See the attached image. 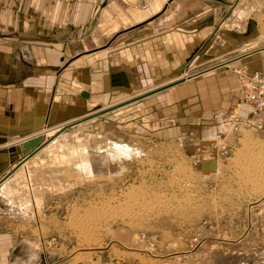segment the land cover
Returning a JSON list of instances; mask_svg holds the SVG:
<instances>
[{"label": "rangeland", "instance_id": "rangeland-1", "mask_svg": "<svg viewBox=\"0 0 264 264\" xmlns=\"http://www.w3.org/2000/svg\"><path fill=\"white\" fill-rule=\"evenodd\" d=\"M220 1L225 7L217 11L222 22L218 29L252 32L247 37L256 39H244L251 42L243 47L219 34L218 42L232 49L241 46L245 53L262 46L264 0ZM253 26L257 36L249 31ZM219 63L172 78L169 83L191 77L179 82L173 98L165 100V94L158 97L160 102L152 98L125 109H95L67 125L56 123L29 133L44 137L25 157L17 153L20 137L9 144L0 128V188L11 190L0 196L4 264H222L221 259L230 256L241 264H264V193L251 196L252 190L238 183L244 174L236 170L245 139L255 145L251 156L254 149L264 153V125L253 126L248 106L235 95L228 97L235 84L225 86L238 76L237 87L243 90L245 78L255 71L238 70L236 62L228 68ZM261 71L264 67L256 72ZM221 74L227 80L219 84ZM111 142L128 145L139 155L124 160L116 175L89 172L90 152ZM178 169L190 170L192 184L181 182ZM124 193L127 199L137 197L127 201ZM108 205L112 216L137 213L147 221L132 225L128 218L110 220L97 230L95 223L101 219L95 215ZM78 224L88 235L80 238L73 231Z\"/></svg>", "mask_w": 264, "mask_h": 264}, {"label": "crops", "instance_id": "crops-1", "mask_svg": "<svg viewBox=\"0 0 264 264\" xmlns=\"http://www.w3.org/2000/svg\"><path fill=\"white\" fill-rule=\"evenodd\" d=\"M224 7L220 0H0V128L6 140L20 137L18 144L29 133L67 125L95 109L173 98L179 83L167 86L172 78L221 60L227 68L241 61L238 70L259 71L264 56L255 55L264 54V42L243 50L257 27L248 35L222 32L217 11ZM219 34L243 47L227 48ZM223 75L219 84L227 80ZM237 77L225 86L235 84L228 97L240 99Z\"/></svg>", "mask_w": 264, "mask_h": 264}, {"label": "bare ground", "instance_id": "bare-ground-1", "mask_svg": "<svg viewBox=\"0 0 264 264\" xmlns=\"http://www.w3.org/2000/svg\"><path fill=\"white\" fill-rule=\"evenodd\" d=\"M239 38L240 39H245L247 37H244V36L241 37V36H239ZM201 74H203V73H201ZM190 78H191L190 76L189 77L188 76L187 77H180L178 80L174 81L173 83H170L169 86H173V84H175V83L178 84L182 80H187V79H190ZM162 88H165V86L162 87ZM157 90H161V88L154 89V90L151 91L152 93L151 92H148V93L154 94L153 92H156ZM148 93H146V94H148ZM146 94H144L143 96H145ZM138 98H140V97H138ZM130 101H133V100H130ZM111 108L114 109L115 106H112ZM103 111L104 110H100V111H98V112H96V113H94L92 115H97V113H102ZM92 115L85 116L84 118L80 119L79 121H82V120H84L87 117H91ZM79 121L77 120V122H79ZM37 137H42V139H43L44 136L42 134H38L36 136H31L29 138H26L23 141H21L18 144H16V146H17V153H19L20 155H22V157L23 156L25 157L26 155H28L31 152H33L35 149H38V147L41 144L38 147H36L34 150H30L28 152H25L24 154L21 153V148H20L21 144H23L24 142H27L28 140H31V139L37 138ZM42 142H43V140H42ZM252 142L253 141L251 139H249V138L245 139V141L243 143V149H242V151H240L241 153H239L238 163H237L236 170L238 172H241L242 174H244V176L240 179V182H238V183H240V185L242 186V188L244 187V188L251 189L252 192H253L251 196L257 197L258 195L264 193V153H263V151H260V150L258 151L257 149H254L255 150V153H253V155L251 156L250 150H252L253 149L252 147L255 146ZM90 153H91L90 154L91 155V168H89V172L91 170H92V173L99 172L100 175L102 174L105 177H110V176L116 175L119 170L121 171L123 169L122 166L124 165V162L125 161L130 160V159H132V157L139 155V151L134 150L133 148L129 147L128 145H125V144H122V143H114V142H111L110 143V147H106L104 149H97V150L91 151ZM184 170L185 169H183V170L181 169V171L180 170L177 171V176L181 180V182L184 183V185L186 183H189V185H190V183L192 184V179H191L192 175H191V172H190V170H187V172L185 173ZM241 173H239V174H241ZM239 174H238V176H239ZM238 179L239 178H237V180ZM2 181L0 182V186L2 184ZM4 181H5V178H4ZM3 183H5V182H3ZM4 185H6V184H4ZM169 188L171 189V187H169ZM0 191H1L0 196L1 195L7 196L8 192H11L10 188L7 187V186H5L4 188L2 186V188H0ZM172 191H173V187H172ZM142 192H143V190H142ZM248 192H250V190H248ZM166 193H167V191H166ZM122 195H123V198H125V200H127V201L130 200V199H132L131 201H135V199L137 197L136 194H133V195L131 194V195L128 196L129 198L127 199V196L125 195V193L122 194ZM140 196H142V195H140ZM106 208L104 209L105 212L103 214L98 215V213H97L95 215L98 219H101L100 222H96L95 223V229H97V230H99L100 227H104L103 226L104 222H108L110 220L114 221V220L119 219V220H122V222H123V220L126 221V218H128V221H130V223L132 225L133 224L134 225H138V223H142V221H147V219L145 218V215L137 214V213L136 214H132L133 216H129V215L112 216L111 212H112L113 208L111 207V205H108ZM138 211L141 212V210H137L136 212H138ZM95 229H93V230H95ZM73 231L80 238H82L83 236L88 235V234H86L88 232L87 231V228L83 224H78L75 228H73ZM230 257L223 258V259H221L222 258L221 257L220 258L221 259L220 262L222 264H241V261L242 260L241 261H239V260L238 261H235V260H233V258H230ZM235 258H237V257H235ZM218 263H219V261H218Z\"/></svg>", "mask_w": 264, "mask_h": 264}, {"label": "built area", "instance_id": "built-area-1", "mask_svg": "<svg viewBox=\"0 0 264 264\" xmlns=\"http://www.w3.org/2000/svg\"><path fill=\"white\" fill-rule=\"evenodd\" d=\"M240 102L250 109V115L254 122L252 125L263 127L264 125V71L255 72L252 76L245 78L242 86Z\"/></svg>", "mask_w": 264, "mask_h": 264}, {"label": "water", "instance_id": "water-1", "mask_svg": "<svg viewBox=\"0 0 264 264\" xmlns=\"http://www.w3.org/2000/svg\"><path fill=\"white\" fill-rule=\"evenodd\" d=\"M176 77H177V75H176ZM176 84V83H175ZM175 84H173V85H175ZM153 93H156V92H153ZM85 95V94H84ZM146 97V95L145 96H143V97H140V98H138V99H136V100H133V101H137V100H140V99H142V98H145ZM109 111H112V110H109ZM108 111V112H109ZM87 119H84V120H82V121H79V122H77L76 124H78V123H81V122H85ZM74 124H75V122H74ZM74 124H71V125H74ZM75 124V125H76ZM71 125H69V126H71ZM42 137H37V138H33V139H31V140H28L27 142H24L23 144H21V146H20V148H21V153H25V152H28V151H30V150H34L36 147H38L41 143H42Z\"/></svg>", "mask_w": 264, "mask_h": 264}]
</instances>
